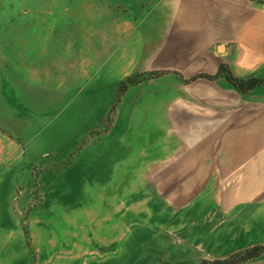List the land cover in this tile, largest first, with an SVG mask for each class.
<instances>
[{"label":"rangeland","instance_id":"obj_1","mask_svg":"<svg viewBox=\"0 0 264 264\" xmlns=\"http://www.w3.org/2000/svg\"><path fill=\"white\" fill-rule=\"evenodd\" d=\"M141 3L0 0V264H204L264 246V58L241 72L252 91L213 86L205 119L192 82L113 63ZM126 95L172 104L164 129L120 117Z\"/></svg>","mask_w":264,"mask_h":264},{"label":"crops","instance_id":"obj_2","mask_svg":"<svg viewBox=\"0 0 264 264\" xmlns=\"http://www.w3.org/2000/svg\"><path fill=\"white\" fill-rule=\"evenodd\" d=\"M133 6L137 7L133 19H141L140 26L128 38L122 37L126 39L123 44L117 47L116 42V65L124 64L121 59L128 56L133 60L132 71L171 72L183 82L200 74L215 76L221 64L242 79L246 76L241 72L254 70L264 58V0H147L139 9ZM191 84L199 93L194 99L205 105L204 118L210 120L219 112L214 104H222L213 95V86L234 89L225 77L200 78ZM129 98L126 95L120 117L123 113L135 120V113L141 111V119L153 120L155 128L164 129L156 121L168 119L165 113L172 114V104L165 110L164 102L150 104L147 95L134 102ZM209 151H205L207 157L212 154Z\"/></svg>","mask_w":264,"mask_h":264},{"label":"trees","instance_id":"obj_3","mask_svg":"<svg viewBox=\"0 0 264 264\" xmlns=\"http://www.w3.org/2000/svg\"><path fill=\"white\" fill-rule=\"evenodd\" d=\"M153 75L155 74L153 73ZM155 76H158V75H155ZM220 77H225L228 80V82L234 86L236 90L244 94L252 91L258 85V84L256 85L257 81H255L254 79H240L236 77L232 73L230 68L225 64L220 65L219 72L215 76L200 74L186 82H194L195 80L200 79V78L216 80ZM263 254H264V246H254L252 248H248L240 252H237L231 255L228 259H225V260L217 259L216 261H213V262L205 261L204 264H245L253 259L261 257Z\"/></svg>","mask_w":264,"mask_h":264}]
</instances>
